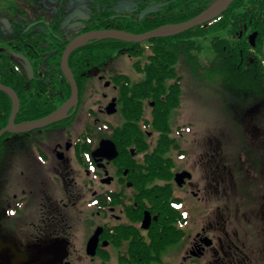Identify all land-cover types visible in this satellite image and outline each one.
<instances>
[{"label": "flooded vegetation", "instance_id": "af4514ba", "mask_svg": "<svg viewBox=\"0 0 264 264\" xmlns=\"http://www.w3.org/2000/svg\"><path fill=\"white\" fill-rule=\"evenodd\" d=\"M155 1L168 7L143 10ZM214 1L0 0V84L18 96L16 125L72 102L64 120L0 138V264H256L264 251V111L251 107L262 102L246 107L226 95L217 103L236 140L226 151L225 133L199 139L194 77L216 71L194 75L177 55L165 59L175 72L148 74L163 59L148 58L147 42L140 56L132 43L97 44L113 40L75 50L62 68L69 45L87 33L145 34L147 20H192ZM221 57L229 67V54ZM255 61L240 74L256 81ZM0 93L1 108L10 102L13 112ZM101 143L109 149L94 157ZM161 242L171 245L155 250Z\"/></svg>", "mask_w": 264, "mask_h": 264}, {"label": "trees", "instance_id": "16d2710c", "mask_svg": "<svg viewBox=\"0 0 264 264\" xmlns=\"http://www.w3.org/2000/svg\"><path fill=\"white\" fill-rule=\"evenodd\" d=\"M200 11L193 15V17H197ZM187 18V19H186ZM186 19V20H185ZM186 21H189L188 15L185 17H180V20L173 23L182 24ZM152 21L143 22L144 30L139 31L140 33H148L154 29L163 27V24L151 23ZM138 27V26H136ZM136 27H132L127 31L136 32L134 29ZM224 33L225 41L227 43L226 50L223 49L222 41L224 40L220 38H214L211 43V48L216 52L219 56L221 53L227 52L229 54V69H231L232 74H240L243 71L244 67L250 65L249 59L254 58L256 61L253 64L254 75L256 79L264 80V60L262 54V45L264 43V0H236L230 6V8L222 14L219 19L208 23V25L197 27L195 30H191L186 32L185 34L175 36L174 38H164V39H153L147 42V45L151 46V55L148 57L149 59H163V64L159 62L154 63L153 71H150L148 74L154 73H165V72H175L174 70L168 69L170 65L165 63V59L170 57H176L177 55H193V52L198 51L197 39L198 37H205ZM139 33V34H140ZM252 33L256 34L258 37L257 44L255 48H253L249 42V37ZM240 37V39H239ZM194 39V42L191 40ZM175 44L171 46V43ZM167 43L168 45L164 44ZM99 45H108L111 44L113 46L119 45H128V43L116 42V41H108V42H99ZM134 46H138L139 48L133 50L136 56H140L141 50L143 48V44H134ZM173 48V49H172ZM179 51V53H177ZM257 52V53H256ZM218 62H216L217 64ZM220 63L218 66L220 67ZM222 65V64H221ZM196 66V65H195ZM202 67H200L201 69ZM216 65L212 66L210 70L217 69ZM142 72L141 68L139 69ZM204 70H209L204 69ZM215 73L211 74L214 75ZM210 75V76H211ZM5 97L4 94L0 93V104L2 99ZM9 107L7 109L1 108L0 105V131L6 128L9 118L11 117L12 112V104L8 103ZM240 142H243V138L239 136ZM159 245V248H155V250L162 251V249H166L171 243L161 242L156 243ZM159 258L151 257L149 259V264L156 263L159 261Z\"/></svg>", "mask_w": 264, "mask_h": 264}, {"label": "rangeland", "instance_id": "374dc122", "mask_svg": "<svg viewBox=\"0 0 264 264\" xmlns=\"http://www.w3.org/2000/svg\"><path fill=\"white\" fill-rule=\"evenodd\" d=\"M167 5L168 4L166 3L161 4L155 1L148 4L143 10L148 9V11L152 12L162 11L163 8L168 7ZM220 37L225 38L226 36L221 32L220 34L209 35L207 36V39L205 37H198L195 39L197 41L198 51L193 52L194 56H192V53L187 56H179L186 57L183 58L182 61H186L187 63L182 66L187 72L190 69L193 70L194 75L195 72L205 71L204 69L209 68L210 70L213 65L218 67L217 69H214V71H216L214 75L210 76L209 74L199 73L198 76L196 75L194 77L196 108L199 109L197 112L198 130L200 133L203 132L202 135L199 134V139L203 137L204 143H207L213 138L220 139L222 134L225 133L226 139L224 141V146L226 151H230L236 147V140H232L231 138L232 124H230V121L224 116V109L222 112L217 103L223 102V100L226 99V95H228L231 100L247 104L246 107H251L254 104H251L252 100L250 99H255L262 102V104L254 105L251 109L256 111L261 109L264 111V80L255 81L250 72L244 74H232V72L227 71L226 69H229V67L223 65L221 60L223 58L221 55L219 56L216 54L211 48L213 39ZM177 53H179V51H177ZM216 62H221L220 67ZM200 67L202 68L200 69ZM250 122L251 125H258L261 121L259 118H255L253 123L251 120ZM262 122L264 123V120H262ZM242 123L238 124L239 127L242 126ZM238 125H236V127ZM235 137L237 139L236 132ZM2 165L4 164L0 161V168H2ZM256 264H264V251L257 256Z\"/></svg>", "mask_w": 264, "mask_h": 264}, {"label": "water", "instance_id": "95a60500", "mask_svg": "<svg viewBox=\"0 0 264 264\" xmlns=\"http://www.w3.org/2000/svg\"><path fill=\"white\" fill-rule=\"evenodd\" d=\"M235 1L236 0H216L211 4H209L208 8L204 10L201 14H199L195 19L186 21V23L183 24L163 26L162 28L154 29L152 30V32L141 35L127 33L119 30L96 31V32L87 33L84 36L77 38L76 40H74V42H72L69 45V47L67 48L66 52L63 55L62 68H68L69 58L75 50L84 48L86 44L90 42L113 40L128 44L130 43L141 44L144 42L151 41L153 39L174 38L175 36L185 34L188 31L196 29L197 27L207 25L208 23L219 19L220 15L226 12L230 7V4H232ZM250 38H251L250 44L253 48H255L258 37L256 36V34H254ZM262 49H263V58H264V44ZM12 54L15 55L14 53ZM28 69L30 70V74L33 75V70L31 65L28 67ZM74 90L76 89L74 88ZM0 91L9 95L13 100V104H14L13 112L11 115L12 117L9 122V125L0 131V138L10 133L21 134L22 132H31L32 130L44 129L45 127L51 126L57 122L64 120L67 115V112L72 107V102L67 103L65 104V106L54 112L53 115L43 118V120L32 122L31 124L16 125V119L18 116L17 114L20 110L18 96L16 93H14L12 89L6 88L1 84H0ZM77 91L78 90H76V92ZM100 146L101 147L99 148V150H97L94 153V157H99V158L103 157L104 152H107V149H109V147L105 146L104 143H101ZM116 154L117 151L113 146V148L110 149L111 158H115L117 156ZM185 177H186L185 174H181L180 176H178L177 181L180 183V185L184 181ZM98 238H99L98 233H96L93 239L90 241L88 248L92 253H94V251L96 250L95 246L98 242Z\"/></svg>", "mask_w": 264, "mask_h": 264}]
</instances>
